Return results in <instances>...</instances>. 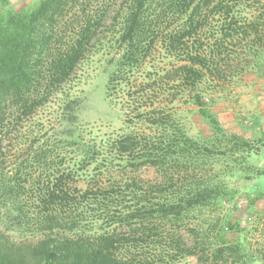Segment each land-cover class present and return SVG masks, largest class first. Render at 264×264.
Masks as SVG:
<instances>
[{
	"label": "trees",
	"instance_id": "1",
	"mask_svg": "<svg viewBox=\"0 0 264 264\" xmlns=\"http://www.w3.org/2000/svg\"><path fill=\"white\" fill-rule=\"evenodd\" d=\"M92 1L15 10L0 0V264H158L156 253L169 252L153 239L159 226L234 200L227 178L258 172L249 160L259 148L224 130L205 88L227 84L228 46L245 43L252 58L236 79L264 71V0H123L109 38L100 34L111 11ZM103 50L117 56L106 97L121 101L127 132L88 138L78 72ZM179 92L210 137L188 133L171 107ZM218 164L225 168L216 172ZM142 169L157 178H139ZM263 200L260 191L213 220L217 235L204 229L185 255L200 264H264L241 223Z\"/></svg>",
	"mask_w": 264,
	"mask_h": 264
},
{
	"label": "rangeland",
	"instance_id": "2",
	"mask_svg": "<svg viewBox=\"0 0 264 264\" xmlns=\"http://www.w3.org/2000/svg\"><path fill=\"white\" fill-rule=\"evenodd\" d=\"M38 2L39 0H8V7L22 10L34 7ZM98 2H102L103 6L107 5L111 11L109 22L102 29L100 35L101 37H112L117 27V25H112L114 23L112 21L117 16L118 10H121L120 6L122 7L123 0H109L108 2L93 0L92 4ZM245 45L244 43L243 45L228 46L227 58L232 61L229 63V68L224 69L225 74L223 75L228 81L227 84L218 86L215 83H207L205 91L211 96L208 98L212 99L209 107L218 117L224 130L251 141L259 148V155L253 156L249 160L250 165H253L258 172H240L237 176L227 178L229 186L238 192L234 200L222 202L217 208L204 212L202 215L189 216L183 220L171 221L159 226V229L153 232V239L169 252L163 253L162 250H159L160 252L156 253L158 257L156 256L155 260L158 264H200L197 255L186 256L185 254L190 249H196L197 243H201L203 234L206 235L204 229H207V234L211 238L215 237L219 228L213 226V220H220L227 214L229 215L236 205L240 207L251 205L250 201L255 195L260 191L264 192V71L261 74L249 72L241 80L236 79L235 75L240 73L243 65L252 61L251 55L245 52L247 51ZM159 52L156 51L154 54L157 59L161 60L162 53ZM116 57L115 52L103 50L87 59L78 72L83 97L79 124L88 138L97 135L107 139L111 135L127 132L121 101L111 103L106 97L107 80L114 68L113 63ZM231 78L233 79L230 80ZM167 88L171 89V87ZM175 95H177L173 99L175 103L171 107L177 110L188 133L196 138L210 137L211 131L200 117L198 108L188 102L184 92ZM153 100L154 98L147 102L151 103ZM39 115L49 117L50 110L41 111ZM67 157L70 158L72 155L67 153ZM69 161L70 159H67L66 162ZM223 168H225L223 164H218L215 166V171H221ZM180 171L182 174L179 175V178L186 184L190 174L184 169ZM137 176L145 180L157 178V174L152 169H142L137 173ZM101 179L104 183H109L106 174ZM263 201L256 203L254 213H252L253 209H248L247 213L250 214H245L244 220L241 222L247 228L250 248L258 255H264V207L263 212L262 210L258 212ZM192 229H195L196 232L193 233ZM198 248L201 249V245ZM148 251L153 254L155 249L151 248ZM194 251L200 253V250Z\"/></svg>",
	"mask_w": 264,
	"mask_h": 264
}]
</instances>
